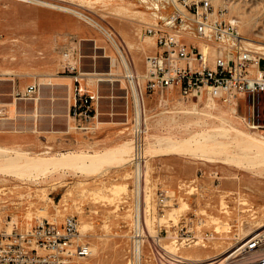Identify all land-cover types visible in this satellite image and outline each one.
<instances>
[{
  "label": "rangeland",
  "instance_id": "374dc122",
  "mask_svg": "<svg viewBox=\"0 0 264 264\" xmlns=\"http://www.w3.org/2000/svg\"><path fill=\"white\" fill-rule=\"evenodd\" d=\"M38 1L69 8L91 20L36 3L0 0V167L7 156L49 159L61 154L102 155L125 148L128 155L124 161L93 169H57L37 176L27 174L22 167L6 170L13 176L0 169V231L9 233L14 226L22 231L41 221L61 223L71 216L77 220L78 233L84 231L80 240L91 251L89 257L75 258L71 264H133L134 241L139 239V264H178L167 259L158 262L152 240L178 258L194 259L197 252L204 262H210L225 257L241 239V230L254 231L257 224H264V165L249 169L244 163L230 161V144L225 147L229 158L222 163L207 162L196 145L164 155L167 148L178 146L177 141L212 144L204 139L221 125L233 134L228 123L238 130L256 132L221 114L217 105L199 109L181 104L172 91H143L145 158L128 162L133 109L131 105L125 109L123 66L114 45L92 23L99 24L124 48L141 76L154 45L145 35L150 18L139 0ZM210 2L215 11H222L223 19L237 23L242 39L264 44V0ZM246 47L257 53L254 47ZM64 53L72 63L80 58L85 77L81 86L86 84L89 90L99 87V112L110 114L99 116L93 126L85 125L86 131L78 130L67 118L74 83L71 75L62 73ZM259 69L264 71V61ZM53 84L60 85L55 89ZM29 85L39 88L40 95L34 101L23 99ZM112 95L118 98H110ZM261 98L263 107L264 95ZM199 112L214 119L197 115ZM107 118L109 124H101ZM259 123L264 124L263 112ZM257 132L264 134V130ZM9 135L27 136L28 141L26 145H5ZM160 192L167 197L163 207L158 203ZM230 226L228 233L225 228ZM217 228L218 233L214 231Z\"/></svg>",
  "mask_w": 264,
  "mask_h": 264
},
{
  "label": "built area",
  "instance_id": "2783aa9c",
  "mask_svg": "<svg viewBox=\"0 0 264 264\" xmlns=\"http://www.w3.org/2000/svg\"><path fill=\"white\" fill-rule=\"evenodd\" d=\"M139 3L150 18L145 35L154 42V51L146 57L141 76L136 74L120 45L129 68L127 73L121 63L122 79L127 87L125 109L130 105L133 109L131 140L135 155L132 161L142 159L147 134L140 102L143 91L149 94L172 91L181 104L199 109L209 110L208 106L217 105L239 117L247 130H264V124L259 123L261 112L264 114V106H260L264 71L259 69V64L264 57L246 47L237 32V23L223 19L222 11H215L210 0H139ZM63 58L62 73L71 75L74 83L72 100L67 102V118L78 130L86 131L85 125L98 123L101 96L98 88L89 90L86 84L81 86L85 77L81 73L80 58L77 63L70 62L67 53ZM23 95V99L34 101L40 95L39 88L29 85ZM166 200V193L160 192L159 206L163 207ZM140 233L136 226L137 238ZM138 241L141 245L140 239L135 240L134 250ZM152 243L158 262L180 260L162 251L155 241ZM90 255L89 246L80 240L75 217H66L61 223L41 221L22 231H17L15 226L9 233L0 231V264H71L75 258ZM224 259L225 264H264V226L235 243ZM134 261L137 262L136 256Z\"/></svg>",
  "mask_w": 264,
  "mask_h": 264
},
{
  "label": "bare ground",
  "instance_id": "6f19581e",
  "mask_svg": "<svg viewBox=\"0 0 264 264\" xmlns=\"http://www.w3.org/2000/svg\"><path fill=\"white\" fill-rule=\"evenodd\" d=\"M15 1L23 2V3H36L38 5H42V6L51 8V9L59 10V11L66 12V13L75 14L78 17H81L82 19H85V20H91V18L89 19L86 15H84L82 13L73 11L69 8L60 7L57 5L46 3L43 1H38V0H15ZM151 15H153V14H151ZM92 22H93V20H92ZM152 22H153V18H152ZM92 24L95 27L98 26L103 31V33L106 34L107 38L114 45V46L113 45L112 46L114 47V49H116L115 51L117 52L118 57L121 60V63L123 64L125 70L128 73L129 68H128L127 64L125 63L123 53L120 49V45L117 46L115 41H114V38L105 29H103L99 24H94V23H92ZM245 41H246V44L248 46L254 47V49L257 51L259 56L264 57V44L257 45V44H254L253 41L249 40V39H245ZM153 45H154V42H153ZM254 53H256V52H254ZM99 80H102V79H99ZM134 95H135V99H136L135 91H134ZM208 107L215 108L212 105H210ZM193 112L196 113V110L193 109ZM220 112H221V114H224V116L230 117L237 124H239L243 128H245V126H243L241 124V122H240L241 120L239 119V117L235 116L233 113H230V114L226 113L223 109L220 110ZM197 115H205L211 119H214V116H212L208 113H205V114H201V113L198 114L197 113ZM137 120L138 121L140 120L139 115H137ZM219 120L221 121L222 119H219ZM228 124L230 125V126L229 125L228 126L230 127L229 129L231 131H233L232 132L233 134H229L228 130H227L228 128L225 129L224 125L220 124L221 126L219 127V129L215 130V132H213L212 134H209L207 136V138L204 139V140L210 139L211 141H213L212 144L207 145L206 142H203V141L198 144L197 140H192V139L177 141L178 146H176V147L171 146V147L167 148V151L164 155H171L175 152L186 150L187 148L190 149V147H193L196 145L197 146L196 151L199 152V155H201V157L205 158L207 162L222 163V162L228 160V158H229V157H227V152L225 150V147L230 144V159H229L230 161H234L236 163H241V164L244 163L246 166H248V168L254 167V166L257 167V166L264 165V134L260 135L258 132L238 130V129H236L237 127H235L234 124H232V123H228ZM199 136L204 137L203 134H199ZM219 137L225 139L226 142L217 141L216 138H219ZM131 144H132L131 145L132 148H130V156H129V160H128L129 163L133 160V157L135 155V152H134L135 151V147H134L135 145H134L133 140H131ZM129 147H130V145H129ZM144 152L145 151L143 150L142 159L145 158ZM127 155H128V151L125 148L122 150L121 149L109 150V151H106L102 155L96 154V155H91V156H81V155H72V154H61L60 158H49V159L36 158V159H29L28 160V159H24V158L21 159L19 156H16L14 158H10L7 156L6 158L5 157L2 158L4 160L2 162H4V163H3L2 167H0V169H1V172L3 170L4 171L3 173H5V171L6 170L8 171V169L13 170V169L22 167V169L20 168L22 171L26 172L29 175L37 176L39 173H42L45 171H55L57 169H78V170L93 169V168L99 167L100 165H102L104 163L106 164L108 162H113V161H118V160L124 161L126 159ZM136 165H137L136 166V172L138 174L136 192L139 195V192H141V187H140L141 185H140V179H139V173H138V169H139L138 165L139 164H136ZM3 168H6V169H3ZM20 169H19V171H20ZM8 173L9 172H7L6 174H8ZM9 174H12V173H9ZM12 176H13V174H12ZM175 210H177V209H175ZM138 220L139 219L137 218L136 226L138 228H140ZM263 226H264L263 224H257L254 231H245L244 232L241 230V239L239 241H237L236 243L242 242L249 235H252L253 233L258 231ZM218 228H222V227L220 226ZM218 228L215 229L214 231L217 232ZM82 229H83V226H82ZM225 229H227L228 231H226V232L229 233V230L231 231L232 228L230 226V227L225 228ZM79 236H85L83 230L80 232ZM135 244H136V248L134 250V255L137 258V262L134 261L133 264H139V262H138L139 261V255L141 253L140 246H139L140 241L136 242ZM194 244H195L194 246L198 245L197 243H194ZM159 248L163 249V251H164V248H162L160 246H159ZM167 253L172 254L168 251H167ZM90 254H91V251H90ZM194 257H195L194 259H191V258H185L184 259V258L179 257L181 259V261H178L177 263L178 264H225V262H226V259H224V257L223 258L219 257L217 259H214L216 261L212 260L210 262H204L205 260L201 257V254H199L197 252L194 254ZM201 261H203V262H201ZM131 263H132V260H131Z\"/></svg>",
  "mask_w": 264,
  "mask_h": 264
},
{
  "label": "crops",
  "instance_id": "0c3cea01",
  "mask_svg": "<svg viewBox=\"0 0 264 264\" xmlns=\"http://www.w3.org/2000/svg\"><path fill=\"white\" fill-rule=\"evenodd\" d=\"M59 85L60 84H53V86H55V89H56V86H59ZM67 86H69V85H67ZM95 89H97V86L95 87ZM91 90H93V89H91ZM98 90H99V87H98ZM99 93H100V90H99ZM110 98L117 99L118 97H116V95L115 96L112 95V97H110ZM113 102H114V100L111 101L112 104H113ZM100 105H101V100H100V104H99V109H100ZM103 115L104 116H108V115L110 116V114H108V112L107 113H101L98 110V117L100 116V118H101ZM101 124H109L108 118H107V121H103ZM27 141H28V137L27 136L9 135L7 140L4 141V144L5 145H26Z\"/></svg>",
  "mask_w": 264,
  "mask_h": 264
}]
</instances>
